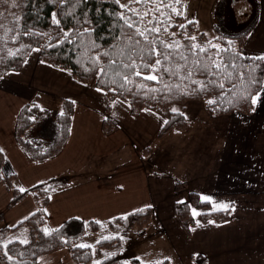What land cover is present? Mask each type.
I'll return each instance as SVG.
<instances>
[{
    "label": "crops",
    "instance_id": "0c3cea01",
    "mask_svg": "<svg viewBox=\"0 0 264 264\" xmlns=\"http://www.w3.org/2000/svg\"><path fill=\"white\" fill-rule=\"evenodd\" d=\"M186 12L208 39L218 33H246L242 54L264 56V0H194ZM38 55L32 51L19 71L0 79V154L5 165L0 174L15 175L19 188L53 177L70 179L45 208L51 229L70 218L106 221L153 207L162 234L149 239L169 247L178 263L195 264L193 258L199 256L205 264H264V79L251 114L211 116L202 102L189 101L179 105L187 129L159 138L166 122L163 115L144 109L132 116L129 104L118 98L105 114L101 91ZM37 96L43 108L57 110L59 99H67L73 110L61 152L34 163L18 146L14 125L19 109ZM105 116L116 125L107 135L102 131ZM105 161H129V166L118 163L104 170ZM176 182L186 188L177 191ZM189 191L208 203L211 211H229V219L203 222L204 211L190 203ZM11 196L1 182L0 213L7 226L36 209L31 195L9 207ZM176 202L189 205L190 235L174 215ZM39 260L40 264H76L66 248Z\"/></svg>",
    "mask_w": 264,
    "mask_h": 264
},
{
    "label": "trees",
    "instance_id": "16d2710c",
    "mask_svg": "<svg viewBox=\"0 0 264 264\" xmlns=\"http://www.w3.org/2000/svg\"><path fill=\"white\" fill-rule=\"evenodd\" d=\"M186 1L0 0V79L19 71L31 51L38 50L39 60L101 91L105 114L118 98L129 104L132 116L144 109L163 115L166 122L157 134L159 138L172 130L187 129L184 113L171 110L176 104L204 101L211 116L251 114L253 98L263 84L264 59L242 54L246 33H218L215 39H208L194 21L183 17ZM154 28L159 31H152ZM214 62H221L223 69L217 71ZM150 75L157 80L144 79ZM38 97L19 109L14 125L18 146L34 163L61 152L73 110V102L67 99H59L58 110L43 108ZM115 130L116 125L105 116L103 133ZM2 164L0 154V167ZM13 179L15 175L0 174V183L4 182L12 194L8 206L31 195L38 209L14 226L5 225L0 213V264H36L40 254L61 248L69 249L76 264H169L167 259L155 262L157 254L143 262L128 251L144 237L162 234L156 227L149 235L155 227L153 207L106 221L70 218L51 229L45 208L70 179L53 177L28 188L15 186ZM185 188L176 182L177 191ZM188 196L195 208L204 211L200 215L203 222L229 219V211H211L196 193L189 191ZM173 207L179 225L190 235L193 220L189 205L176 202ZM85 240H93V244H82ZM193 261L205 264L199 256Z\"/></svg>",
    "mask_w": 264,
    "mask_h": 264
},
{
    "label": "rangeland",
    "instance_id": "374dc122",
    "mask_svg": "<svg viewBox=\"0 0 264 264\" xmlns=\"http://www.w3.org/2000/svg\"><path fill=\"white\" fill-rule=\"evenodd\" d=\"M194 0H187L185 5H184V8H183V11H184V15H185V19L187 20H190L189 19V14L186 12V9H187V6H190L192 4ZM35 50V49H34ZM32 50V51H34ZM31 51V52H32ZM36 53H38V50H35ZM30 55V54H29ZM29 55L27 56V58L29 57ZM26 58V60H27ZM25 60V61H26ZM93 85V84H91ZM202 102L203 104V107H205V104H204V101H200V103ZM55 106V105H53ZM173 109H175L176 111L174 112H180L182 111V109H180L179 105L176 104V105H173L171 107V110L173 111ZM205 109V108H204ZM58 110V109H57ZM180 110V111H179ZM128 162L129 161H105L104 164L102 165V168L104 170H110V169H114L117 164L119 163L120 165H124V166H129L128 165ZM98 163V162H97ZM4 161H3V164L1 165L0 167V172L2 171V169L4 168ZM16 183V180L13 179V184L15 185ZM33 197V196H32ZM33 200H34V197H33ZM35 201V200H34ZM35 206H36V209L35 211L38 209V205H37V202H35ZM2 221L3 223L5 224L4 222V219H3V216H2ZM225 222V221H224ZM14 226V225H13ZM48 227V225H47ZM158 227V225H155L154 227V230L155 228ZM49 228V227H48ZM159 228V227H158ZM134 238V237H132ZM131 239V238H130ZM82 244H86V245H92L93 244V240H85ZM62 249V248H61ZM68 249V248H66ZM69 250V249H68ZM55 251V250H54ZM128 251H130V255L131 256H135L137 258H139L141 261L143 262H147L146 260H151V258H154L155 255L157 254V257H155V262H159L163 259H166V258H169L168 262H170L169 264H180L178 263V261H176L173 256H172V252L170 251V248L167 247L166 249L165 248H162L161 247V244L160 242H158L157 240H155L153 238V240L149 239V237L146 239L145 237L143 238V240H139L138 243H137V246L134 247L133 249H129ZM53 252V251H52ZM52 252H47V253H43V254H40L38 256V259L36 260V264H40V260L39 258L43 257V259H46L47 257H49V255L52 253ZM70 252V251H69ZM162 254V255H161ZM161 258V259H160ZM74 261V260H73ZM45 262H52V260H49V261H45Z\"/></svg>",
    "mask_w": 264,
    "mask_h": 264
},
{
    "label": "snow or ice",
    "instance_id": "6c2138e0",
    "mask_svg": "<svg viewBox=\"0 0 264 264\" xmlns=\"http://www.w3.org/2000/svg\"><path fill=\"white\" fill-rule=\"evenodd\" d=\"M177 2H179V0H177ZM123 7V6H122ZM177 14H179V13H177ZM145 15H147V13H145ZM128 26L129 27H133V25L132 24H128ZM183 27V26H182ZM152 31H156V32H158L159 31V29L158 28H154V29H151ZM167 29H165V31H166ZM140 35H143V33L142 32H140V30L139 29H137L136 30ZM190 39H193V40H195V37H190ZM168 47H174V45H169ZM193 47H197L196 45H193ZM201 51H203V49H200ZM218 51H219V49H218ZM157 55H159V53L157 52ZM258 59H264V57H258ZM161 63V61L160 60H157L156 61V65H159ZM126 67L128 66V65H125ZM134 66V65H133ZM213 66L217 69V71H221L222 69H223V67H224V65L221 63V62H214V64H213ZM156 70V68H155V66L153 67V71H155ZM137 75H140V73L139 72H137L136 73ZM189 76H191V73H189ZM144 79H149V80H157V77H155V76H147V77H144ZM193 83H196V81H193ZM201 87H203V86H201ZM220 87L222 88L223 87V85L221 84L220 85ZM256 102V98L254 97L253 98V103H255ZM209 103H214V101H209ZM173 111H176L175 109H173ZM21 191H24V189H21ZM217 207H220V206H217ZM223 207H225V208H227V205H224ZM196 213H194V215H195ZM45 233L47 234V230H45ZM82 247H83V245H82Z\"/></svg>",
    "mask_w": 264,
    "mask_h": 264
}]
</instances>
